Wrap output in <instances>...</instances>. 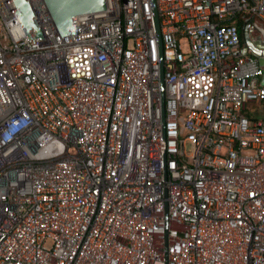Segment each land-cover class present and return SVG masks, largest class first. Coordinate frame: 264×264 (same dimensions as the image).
<instances>
[{"label":"built area","instance_id":"built-area-1","mask_svg":"<svg viewBox=\"0 0 264 264\" xmlns=\"http://www.w3.org/2000/svg\"><path fill=\"white\" fill-rule=\"evenodd\" d=\"M31 2L29 41L0 0V264H264V68L233 54L264 0H106L65 35Z\"/></svg>","mask_w":264,"mask_h":264},{"label":"water","instance_id":"water-1","mask_svg":"<svg viewBox=\"0 0 264 264\" xmlns=\"http://www.w3.org/2000/svg\"><path fill=\"white\" fill-rule=\"evenodd\" d=\"M16 15L26 33L28 40L31 37L43 38L44 31L31 0H10ZM55 30L61 34H71L80 31L76 26L75 16L81 13L99 11L106 8V0H43ZM154 23L159 33V21L155 14ZM258 29L259 36L251 35V28ZM242 45L233 54H251L256 57L259 65L264 68V25L252 17L244 21L241 32ZM264 84V72L259 81ZM161 100L164 103L163 74L161 72Z\"/></svg>","mask_w":264,"mask_h":264},{"label":"crops","instance_id":"crops-1","mask_svg":"<svg viewBox=\"0 0 264 264\" xmlns=\"http://www.w3.org/2000/svg\"><path fill=\"white\" fill-rule=\"evenodd\" d=\"M254 20L257 21L256 19ZM251 35L255 38L259 36L257 27L253 26L251 28ZM241 45H242V40L240 42V46ZM245 110L248 116L251 118H264V101L249 102Z\"/></svg>","mask_w":264,"mask_h":264},{"label":"trees","instance_id":"trees-1","mask_svg":"<svg viewBox=\"0 0 264 264\" xmlns=\"http://www.w3.org/2000/svg\"><path fill=\"white\" fill-rule=\"evenodd\" d=\"M248 17H250L249 14L240 13V14L237 15V17L235 19V23H236V25L238 27V31H239L240 37H241V32H242V27H243L244 21ZM253 18H255V17H253Z\"/></svg>","mask_w":264,"mask_h":264},{"label":"flooded vegetation","instance_id":"flooded-vegetation-1","mask_svg":"<svg viewBox=\"0 0 264 264\" xmlns=\"http://www.w3.org/2000/svg\"><path fill=\"white\" fill-rule=\"evenodd\" d=\"M241 38V37H240Z\"/></svg>","mask_w":264,"mask_h":264}]
</instances>
